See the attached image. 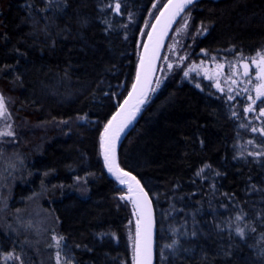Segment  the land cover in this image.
<instances>
[{"label": "trees", "instance_id": "16d2710c", "mask_svg": "<svg viewBox=\"0 0 264 264\" xmlns=\"http://www.w3.org/2000/svg\"><path fill=\"white\" fill-rule=\"evenodd\" d=\"M166 1L119 0L117 14L114 0H0V94L16 131L0 145V253L56 264L57 235L72 264H132L130 202L106 171L101 133L131 87L153 5ZM185 12L206 30L195 53L264 50V0H197ZM176 76L150 94L118 150L153 204L155 264H264V155L237 152L250 140L264 152V120ZM241 213L244 238L233 230ZM170 229L188 235L162 259Z\"/></svg>", "mask_w": 264, "mask_h": 264}, {"label": "snow or ice", "instance_id": "6c2138e0", "mask_svg": "<svg viewBox=\"0 0 264 264\" xmlns=\"http://www.w3.org/2000/svg\"><path fill=\"white\" fill-rule=\"evenodd\" d=\"M195 2V0H168L167 4L163 5V11L160 12V15L156 17L157 24L161 23L162 18L168 17L167 24H171L172 21L176 16H179L181 13L185 12V9L188 8L189 5H192ZM109 7H112L111 4L108 5ZM120 2L117 0L115 3L114 11L119 14L120 11ZM153 8H156V5H153ZM189 18V13H185V15L182 17V20L185 21V23L182 24V29L186 30L188 27V24L186 21ZM153 31H156V25H152ZM199 34V33H198ZM148 39L153 40L154 37L152 34H148ZM159 47V41L157 40L155 48H153V51L147 59L144 57L141 58L140 62V68L137 71V77H136V83L132 85V91L129 92L128 97L131 99L134 95H139L141 99L139 100L140 104H143L145 101L142 98L143 97V88L141 87V72H151L152 71V61L157 59L156 56V48ZM148 46H145V52H148ZM173 50H175V46L173 45ZM207 55V53H205ZM186 57L182 56L181 59H185ZM215 60L216 58L213 57ZM240 59H247L243 57V54H241ZM253 64L258 69V73L256 78L264 79V50L257 51L255 56L252 57L249 61V63H244L242 66L244 68L243 75L246 77H250L249 72V65ZM169 68L172 67L171 64L168 65ZM217 67H223V65H217ZM185 77H188L189 71H185L184 73ZM159 84V81H157ZM235 83V81H233ZM219 86V85H217ZM196 87H200V84L197 83ZM257 96L256 99L264 101V85H258L256 87ZM229 99H232V97H229ZM249 99H252L249 97ZM128 99L124 101V104H128ZM136 111H139V108H136ZM245 112H251L253 111L251 106H248L244 108ZM124 115V107L121 106L120 110L112 116V118L108 121V123L104 127L103 133H101V151L104 156L105 164L108 167L109 172H111L113 175L116 176V179L120 182V184L128 183V191L131 193L134 191L132 183H129L125 178L129 177L128 172H124L122 169L119 168L118 165L115 164L113 153H114V145L115 141L120 138L119 134L123 131V129L127 126V124L130 122L131 114L129 120H125L121 123H117L118 119ZM235 115V113H234ZM259 115L264 116V107H260L259 109ZM240 127H245V125H240ZM253 132H256L257 129L253 127L251 129ZM260 135L264 136V130L260 131ZM16 131L12 123V114L8 108V100L3 95L0 94V144L8 142L12 143L15 141ZM4 138H9L7 141H5ZM249 143H252L250 140ZM0 152H2V149H0ZM248 155H264V153H253L249 152ZM209 167V166H205ZM201 172L204 171L202 168L200 170ZM199 175V173H198ZM219 175V173H217ZM131 181H134L136 184V188L139 190V196L137 199H133L132 202L135 206L141 209L142 215L137 220V227H136V238L133 243V250H134V264H151V258H152V245H151V228H152V221H151V215L150 212L146 215L144 214V209L147 208L148 201H147V194L144 193L142 188H139V181L136 180V178L133 176L130 178ZM121 200L124 199H130V197L121 196ZM2 202V201H0ZM244 220V214H238L235 217L234 223L235 228L233 229L235 231V234L241 238H244L245 236V227L247 225L241 226V221ZM143 225V228H142ZM251 231H255V228H251ZM173 239L171 243L163 245V248L161 250V258H166L165 252L163 249H167L171 254H176L179 251L180 244L179 240L175 238L177 235H184L187 236V232L181 233L179 229H170ZM223 231V229H221ZM192 236L196 235V232L193 231L191 233ZM52 242L49 247H54L56 249L55 252V260L56 264H72V259L69 256V253L71 252V249L68 248L67 251L65 249L67 248V245L64 243L65 238L63 236H57L53 235L51 237ZM0 259L3 260L4 264H7L8 261H19V264H23V259L20 255L16 254L14 251L6 252V253H0Z\"/></svg>", "mask_w": 264, "mask_h": 264}, {"label": "rangeland", "instance_id": "374dc122", "mask_svg": "<svg viewBox=\"0 0 264 264\" xmlns=\"http://www.w3.org/2000/svg\"><path fill=\"white\" fill-rule=\"evenodd\" d=\"M162 6L163 3L158 2L156 8L151 10L142 30V44L154 18L159 13ZM185 13H182L179 16L167 37L162 57L157 66L151 96L155 95L166 82L175 79V75H177L176 77L180 83L188 84L203 94L220 96L229 102H237L241 105L240 111L242 110L246 117L264 120V116L259 115V109L260 107H264V101L256 99V87L258 85H264V79L258 80L256 78L258 69L253 64L249 65L250 77L243 75L244 68L242 65L244 63H249L250 59L254 57L256 53L251 56H246L245 58L247 59H240L241 56L228 59L227 57L211 53L205 55L206 52L195 53L193 51L194 39L202 36L206 30L198 26L193 27L190 20V14L186 21L188 24L187 29H182L181 26L185 23V21L182 20V17ZM173 45L175 46V50H173ZM182 56L186 58L181 59ZM213 57L216 59L214 60ZM169 64L172 65L171 68L168 67ZM218 64L223 65V67H217ZM185 71H189L188 77L184 76L183 73ZM157 81H159V84ZM233 81H235V83H233ZM197 83L200 84L199 88L196 87ZM229 97H232V99H229ZM249 97L252 99H249ZM248 106H251L253 111L245 112L244 108ZM253 133L255 135V132ZM4 139L7 141L9 138ZM2 144H8V142ZM237 152L241 156L251 158H257L262 155H248L249 152L264 153L261 150H257L253 143H249V141L244 143V146L238 149ZM128 202H130L127 204L130 210V218L125 225L124 234L130 253L131 263L134 264L133 243L136 238L138 217L132 202L130 200Z\"/></svg>", "mask_w": 264, "mask_h": 264}, {"label": "water", "instance_id": "95a60500", "mask_svg": "<svg viewBox=\"0 0 264 264\" xmlns=\"http://www.w3.org/2000/svg\"><path fill=\"white\" fill-rule=\"evenodd\" d=\"M196 1L197 0H195V2ZM167 3H168V0L166 1L165 4H167ZM163 10L164 9H163V6H162V8L160 9V11L156 15V17H158L160 15V12L163 11ZM179 16H176L171 24H167V19H168L167 16L162 18L160 24H157L156 17L154 18V20H153V22L151 24V27H150V29H149V31H148V33H147V35H146V37H145V39L143 41V44H142V47H141V50H140V54H139V58H138V63H137V67H136L135 76H134L133 82L131 84V87L129 88V90H128L126 96L124 97V99L115 108L113 114L109 118V120H110L112 118V116L115 115L120 110L121 106L124 107V115L118 119L117 123H121V122H123L125 120H129L130 114H131L130 122L123 129V131L120 132V134H119L120 138L115 141L113 158H114L115 164L118 165V166H119V162H118V150H119V147H120L124 137L126 136L128 130L130 129L131 125L133 124V122L135 121V119H136V117H137V115L139 113V111H136V108L138 107L139 110H140V108H142L145 105L146 100L148 99V97L151 94V90H152L153 82H154V79H155L157 66H158V63H159V60H160V57H161V53L163 51V48H164L165 42L167 40V37H168L173 25L175 24L176 20L179 18ZM152 25H156V31L155 32L153 31ZM148 34H152L154 39L153 40H149L148 39ZM157 40L159 41V47L156 48V56L158 58L152 61V71L148 72V73H145L143 71L141 72V87L143 88V97L142 98L144 99L145 102L143 104H140L139 100L141 99V97L139 95H134L131 99H129L128 94H129V92L132 91V85L134 83H136L137 71L140 68L141 58L144 57L145 59H147V57H149L151 55V53L153 51V48H155ZM145 46H148V49H149L148 52H145ZM126 99H128V101H129L127 105L124 104V101ZM102 156H103V153H102ZM103 161H104V164H105L104 156H103ZM105 168H106L107 173L113 179L117 180L116 176L113 175L111 172H109L108 167L106 166V164H105ZM119 168L121 169L120 166H119ZM123 171L127 172L125 170H123ZM133 176L134 175L129 173V177L125 178L129 183H132V185H133L134 191L131 192V193L128 191V183L120 184V182L117 180L119 182V187L126 188L127 193H126L125 197H130V199H125V200H127V201L130 200L131 202H132L133 199H137L138 196H139V190L136 188L135 182L131 181V179H130ZM136 180L138 181L137 178H136ZM139 188H142L144 193L147 194V192L142 187L140 182H139ZM147 201H148V205H147V208L144 209V214L146 215L147 213L150 212V215H151V221H152V228H151L152 258H151V264H155L156 263V218H155V213H154V209H153V204H152V201H151V199H150L148 194H147ZM132 204H133V202H132ZM133 206L135 208V212L137 214V217L139 218L142 215L141 209L138 208L137 206H135L134 204H133ZM142 228H143V225H142Z\"/></svg>", "mask_w": 264, "mask_h": 264}]
</instances>
